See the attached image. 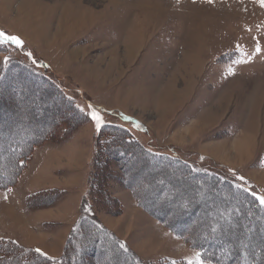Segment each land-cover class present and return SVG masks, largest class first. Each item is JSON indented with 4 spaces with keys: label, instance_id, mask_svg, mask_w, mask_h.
<instances>
[{
    "label": "rangeland",
    "instance_id": "obj_1",
    "mask_svg": "<svg viewBox=\"0 0 264 264\" xmlns=\"http://www.w3.org/2000/svg\"><path fill=\"white\" fill-rule=\"evenodd\" d=\"M0 31L22 41L17 45L0 36V73L14 59L43 60L53 68L49 76L56 81L65 103L85 114L95 112L102 117L101 125L113 123L126 127L145 146L191 161L197 169L215 171L217 179L192 174L180 180L178 176L184 173L179 170L168 171L162 166L158 169V165L153 169L147 163H134L137 160L132 156L128 160L132 161L129 162L132 167L127 169L130 175L126 182L144 195L145 204L156 200L153 208L166 211L169 222L180 216H175V211L181 212L183 204L188 209H196L192 222L209 227L203 229L207 235L211 230L221 231L224 248L230 255L234 254V248L240 252L234 260L245 256L254 260L239 264H264V213L253 214L247 210L257 211L262 205L254 208L250 199L232 196V189L221 183L220 176L228 182L236 179L246 185L258 202L264 196V185L254 176L255 179H247L251 175L246 170L216 162L199 153L192 144L182 143L195 131L191 123L196 116L190 114L195 99L202 101L197 108L199 116L210 115L214 121L222 118L216 135L212 131L208 134L217 139L216 145L232 137L225 133L227 121L236 111V102L225 110L231 96L236 95L237 101L241 96L246 97L253 111L255 102L264 103V4L261 0H0ZM134 45L137 50L133 53L134 48L130 47ZM37 65L34 63L35 67L31 68L38 70ZM10 70L12 73L6 81L20 86L13 95L11 84H5L8 90L3 85L2 96L6 100L3 101L13 105L20 98V104L11 105L12 109L8 104L3 106L9 127L17 126L33 135L51 130L60 118L70 117V110L57 93L48 89L47 83L22 76L18 69ZM155 71L158 79L151 78L150 74ZM131 72L136 75L133 81L128 76ZM30 84H35L34 88ZM160 84L170 92V97L162 103L157 94ZM110 87L121 93L120 102L115 100L117 97ZM255 94L259 97L257 100H254ZM193 95L196 98L192 99ZM163 112L170 113L171 132L161 133L159 129ZM98 129L91 119L69 139L45 142L34 150L18 183L0 191V237L46 253H60L81 213ZM6 157L5 154L2 159ZM119 183L113 192L121 202L122 211L96 212L97 220L128 245L133 257L153 261L171 257L195 263V253L199 251L140 207L132 191ZM53 187L66 190L53 205L50 197L45 200L49 206L26 208L29 194ZM160 194L164 199H159ZM205 198L209 200L204 201ZM114 245L112 241L105 242L106 251L97 257L100 264H109L110 260V264L125 263L119 256L115 258L113 249L117 246ZM6 260L3 264H18L12 259Z\"/></svg>",
    "mask_w": 264,
    "mask_h": 264
},
{
    "label": "trees",
    "instance_id": "obj_2",
    "mask_svg": "<svg viewBox=\"0 0 264 264\" xmlns=\"http://www.w3.org/2000/svg\"><path fill=\"white\" fill-rule=\"evenodd\" d=\"M27 60V62L21 59L20 61L16 59L11 60L9 63L7 62V65L0 73V191L8 190L18 183L21 174H23L25 167L32 158L34 150L38 146L45 142L59 143L69 139L82 128L84 122H88L92 119L90 113H82L72 104L64 102L56 81L52 80L49 76L48 72L49 70L52 71L53 68L48 63L43 60H34L31 57L27 58ZM34 63L38 64V70H33L31 68ZM13 68L20 70L19 72L22 76L26 74V76L32 77V79L37 82L43 81L47 83L48 89L55 95L57 93L64 106L70 110V117L60 118L59 121H56V125L51 130L42 131L33 135L26 133V130H20V127H9L8 123L10 121L4 119L5 114L3 115L2 111L3 106H5V104H3L2 95L5 92L4 89L9 88V86L5 85L7 83L11 84L10 88L14 89L13 95L17 92L16 87L18 85L10 80L9 82L6 81L12 73L10 69ZM34 85L30 84L32 87ZM69 104L71 106H69ZM7 119H10V117ZM11 122L15 123V121ZM94 138L95 149L92 155V169L89 176L87 191L82 200L81 213L76 225L72 228L65 241L61 255L53 257L44 251H37V248L28 247L9 238L0 237V264H3V261L6 259H9V261L12 259L11 261L18 262V264H100L97 257L106 251H104L103 246L107 240L116 244L114 245V247L117 246L116 249L112 248L113 253L115 254V258L119 256V258L124 259V264H188L189 261L186 262L182 259H173L171 257H162L157 261L141 259L136 257V255L133 257L128 245L123 240L118 239L115 234L109 232L110 229H106V227L97 220L96 212L106 211L116 214L122 211L121 202L114 196L113 192L114 187L119 182V186L123 185L132 191L140 207L148 210L151 215L160 220V222L171 230L174 235L182 238L192 248L197 249L206 262H212L213 264H239V262L242 263L246 260L249 262L253 259L252 257L249 258V256H245L240 260H234L233 258L235 255L240 254V252L238 253L231 245L235 251L233 255H230L229 251L224 248V236L220 233L221 231L218 232V234L217 231L211 230V234L207 235L206 232L209 227L204 226L202 223L195 224V222H192L191 218L196 213V209H188L189 206L183 204L184 206L182 205L181 212L175 211V216H180L172 222H169V215H167L166 211L156 207L153 208L155 206L154 204H156V200L151 201L150 197L151 202L145 204L144 195H140L134 186L126 182L130 175V172L127 171V168L130 166L128 159H130V157L132 158V156H135V160L138 162L147 163V166L152 168L158 165V169L162 166V168L167 167L168 171L179 170L184 173L182 176H178L180 180H184L185 176H192V174L211 176L213 179H217L215 171L209 168L197 169L195 164L191 161L178 158V156L169 152H162L145 146L139 140L135 139L133 134L126 127L118 124L109 123L100 125ZM14 146L16 147L15 150L12 149ZM127 147L131 149L128 150ZM9 148L12 150H9ZM132 148L133 151H131ZM136 152L138 154H136ZM5 154L8 155V157L4 160L2 157L5 156ZM140 159H142V161H139ZM120 161L122 162L121 165H119ZM137 161L134 163H137ZM9 167L10 169H7ZM107 172L110 175L105 174ZM220 178L223 180L221 182L223 185L227 184L226 186L232 189V196L243 200H246V198L250 199V203H252L254 208L255 205L257 207L260 206L258 199L245 187L246 185L243 186L238 183L236 179H233V182H228L225 177L220 176ZM156 190L160 192L159 189L156 188ZM65 192L66 190L55 187L33 192L26 198V208L34 209L38 206H49L50 203H45V200L50 197L52 198L51 204L53 205ZM161 196L160 194L159 199H164ZM259 208L261 210H257L258 212H254L255 209L253 212H250L252 210H247L253 214L259 212L264 213V207L261 206ZM185 214H187L186 219L184 217ZM236 214L237 212H235V215ZM193 231L198 234H193ZM252 252L255 253L253 250ZM125 256L127 259L124 258ZM89 257L90 259L87 260ZM6 261L8 262V260ZM252 261L254 262V260ZM108 263H112V260Z\"/></svg>",
    "mask_w": 264,
    "mask_h": 264
},
{
    "label": "crops",
    "instance_id": "obj_3",
    "mask_svg": "<svg viewBox=\"0 0 264 264\" xmlns=\"http://www.w3.org/2000/svg\"><path fill=\"white\" fill-rule=\"evenodd\" d=\"M130 48H134V51H132L134 53L137 50V45L131 46ZM132 54H130V58ZM150 75H151V78L153 79H158L159 77V76H156V71ZM128 76L130 77L132 81L136 77L134 72H131ZM160 77L162 78V75ZM134 83H136V81ZM163 88L164 86L160 84L158 87L159 92L154 91V90L153 91L150 90L148 92H158L157 94L159 95L158 97L159 101H161L162 103L163 100L170 97L169 96L170 92H166V89L164 90ZM111 90L114 91L115 93L114 96L117 97L115 98V100L117 102H120L121 99L118 96L119 94L121 95V93H119L117 91V88L115 89V87L111 88ZM242 91L240 92V96L243 93ZM197 94L198 93L195 92L194 95L196 96ZM194 95L192 99L195 97ZM257 96L258 95H256V97ZM226 97L228 98V96ZM231 97L232 98H230L229 105L225 106V110L226 111L229 110L231 103L236 102V104L234 103V108L236 109V111L232 115V117H230V120L227 121L228 123L226 126L227 131L225 133L231 134L232 137L226 143L224 144L218 143V145H216V143L218 142L217 139L208 137V134L211 131L213 132V133L211 132L212 134L216 135V130L220 128V124L222 123L221 122L222 118H216L217 120L214 121L210 119L211 117L210 115H208L207 118L206 116H201V115L199 116L200 111H198L197 108L200 107L199 105H201L202 103V101H200L199 99H195V102L190 106V108L192 109V110L190 109L191 111L190 114H193L192 117L196 116V119L193 120V122L191 123L193 128H195V131H192V135L187 142H182V143L192 144L195 150H197L199 153L201 152L202 155L206 156L207 158L213 159L216 162H219L221 164L230 165V167L232 168L236 167V168H241L243 170H246L247 173H250L251 175L250 178L248 177L247 179L256 177L258 180L255 178L254 179L258 183L264 185V103L259 102V101L255 102L256 109L253 111L250 108L249 103L246 102L247 100L246 97L241 96L240 100H238L241 102H238L237 100H235L236 95L231 96ZM256 97L254 98V100H257L259 98V97L257 98ZM199 98L201 99V97ZM187 101L189 102L190 99ZM196 102H198V105H196ZM237 103L238 104L240 103V105H238ZM213 108H216V106H213ZM234 108L233 110H235ZM248 108H249V111H248ZM186 109H188V106ZM194 110L196 111L195 115H194L195 113ZM169 114L170 113L168 112L167 113L163 112L161 114V119L159 122V129L161 133L171 132L173 130L172 123H171L172 119ZM229 114H232V113H229ZM177 115H179V113ZM227 115L228 113L225 115V118L227 117ZM175 116H176V113H175ZM213 147L219 150V153H216V149L212 150ZM223 154L225 155L223 156ZM62 249L63 247L61 248V251L59 254H53L50 252H48L47 254L53 257H57L62 253Z\"/></svg>",
    "mask_w": 264,
    "mask_h": 264
},
{
    "label": "snow or ice",
    "instance_id": "obj_4",
    "mask_svg": "<svg viewBox=\"0 0 264 264\" xmlns=\"http://www.w3.org/2000/svg\"><path fill=\"white\" fill-rule=\"evenodd\" d=\"M261 3L264 4V0H261ZM0 36H3L7 40H11L12 42H14L17 45L22 44V41L18 37H16V36H5L3 31H0ZM256 50H257V52H259L260 48L257 47ZM91 115H92V119L96 122L97 127H99L101 125V123H102V117L97 115L95 112H93ZM241 179H243V178L241 177ZM259 203L262 206H264V196H260L259 197ZM37 251H40V250L37 249ZM195 256H196L195 264H207V262L202 258L200 252H196ZM188 264H193V261L189 260Z\"/></svg>",
    "mask_w": 264,
    "mask_h": 264
},
{
    "label": "bare ground",
    "instance_id": "obj_5",
    "mask_svg": "<svg viewBox=\"0 0 264 264\" xmlns=\"http://www.w3.org/2000/svg\"><path fill=\"white\" fill-rule=\"evenodd\" d=\"M20 74H21V73H20ZM24 74H25V73H24ZM25 75H26V74H25ZM25 75H24V76H25ZM17 77H18V76H17ZM22 79H23V78H22ZM26 79H27V78H26ZM29 79H30V78H29ZM30 81H31V80H30ZM18 83H19V82H18ZM20 83H22V82H20ZM20 83H19V84H20ZM24 83H25V82H24V80H23V83H22V84H24ZM26 83H27V82H26ZM19 86H20V85H19ZM19 86H18V87H19ZM25 86H26V85H25ZM27 86H29V85H27ZM33 88H34V87H33ZM36 88H37V87H36ZM5 89H6V88H5ZM26 89H27V88H26ZM6 90H8V89H6ZM19 90H21V88H20ZM30 90H31V89H30ZM9 91H10V90H9ZM22 93H23V92H22ZM40 93H41V92H40ZM6 95H7V94H6ZM24 95H25V94H24ZM19 97H20V96H19ZM23 97H25V96H23ZM29 97H30V96H29ZM3 99H4V98H3ZM12 99H13V98H12ZM42 99H44V98H42ZM4 100H5V99H4ZM19 100H20V98H19ZM19 100H18V101H13V105L9 103V106H8V107H11V109H12V106H15V105L17 106V103L20 104V101H19ZM5 101H6V100H5ZM11 101H12V100H11ZM21 101H22V99H21ZM23 101H24V99H23ZM1 102H2V101H1ZM27 102H28V101H27ZM31 103H32V102H31ZM3 104H4V103H3ZM5 104H6V103H5ZM7 104H8V103H7ZM7 104H6V105H7ZM22 104H23V103H21V106H22ZM11 105H12V106H11ZM31 105H32V104H31ZM27 109H28V108H27ZM51 111H52V110H51ZM34 115H35V114H34ZM37 117H38V116H37ZM41 117H42V116H41ZM17 118H20V115H17ZM38 118H39V117H38ZM12 119L15 120L14 118H12ZM35 119H37V118H35ZM37 133H38V132H37ZM35 137H36V135H35ZM37 137H38V136H37ZM124 148H125V147H124ZM127 148H128V147H127ZM127 148H126V149H127ZM129 149H131V148H128V150H129ZM124 150H125V149H124ZM131 151H133V148H132ZM134 158H135V157H134ZM128 160H129V159H128ZM131 160H132V159H131ZM141 161H142V159H141ZM124 162H125V161H124ZM129 162H130V161H129ZM137 162H138V161H137ZM126 164H128V163H126ZM134 165H135V164H134ZM139 165H140V164H139ZM128 166H129V165H128ZM136 166H137V165H136ZM125 167H126V166H125ZM131 167H132V166H131ZM131 167H129V168L131 169ZM127 169H128V168H127ZM130 169H129V170H130ZM138 170H139V168H138ZM157 174H158V173H157ZM173 175H174V174H173ZM196 176H197V175H196ZM164 177H165V176H164ZM169 178H171V176H170ZM167 179H168V178H167ZM167 179H166V180H167ZM129 180H130V179H129ZM246 181H247V180H246ZM167 182H168V181H167ZM171 182H172V181H171ZM177 182H178V181H177ZM226 182H227V181H226ZM229 182H230V181H229ZM146 188H148V187H146ZM139 189H140V188H139ZM220 193H222V192L220 191ZM174 198H175V197H174ZM170 200H171V199H170ZM172 200H173V199H172ZM208 200H209L208 198H205L204 201H208ZM196 202H197V201H196ZM197 203H198V202H197ZM194 204L196 205V203H194ZM205 212H206V211H205ZM250 212H253V210L250 211ZM254 212H257V211L254 210Z\"/></svg>",
    "mask_w": 264,
    "mask_h": 264
}]
</instances>
